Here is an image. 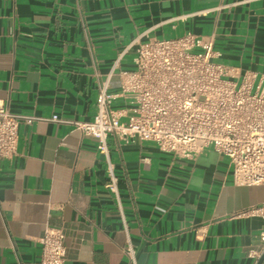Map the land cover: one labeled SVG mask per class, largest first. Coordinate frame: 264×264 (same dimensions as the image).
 I'll list each match as a JSON object with an SVG mask.
<instances>
[{
	"label": "crops",
	"instance_id": "crops-1",
	"mask_svg": "<svg viewBox=\"0 0 264 264\" xmlns=\"http://www.w3.org/2000/svg\"><path fill=\"white\" fill-rule=\"evenodd\" d=\"M187 32L264 73V0H0V105L35 117L0 159V264H39L48 228L65 230L66 264H131L130 245L136 264H257L264 217L242 213L264 186L236 184L227 156L110 137L114 192L97 139L52 120H93L118 59L132 68L139 43Z\"/></svg>",
	"mask_w": 264,
	"mask_h": 264
},
{
	"label": "built area",
	"instance_id": "built-area-1",
	"mask_svg": "<svg viewBox=\"0 0 264 264\" xmlns=\"http://www.w3.org/2000/svg\"><path fill=\"white\" fill-rule=\"evenodd\" d=\"M214 36L187 32L175 38L139 43L132 68L118 59L98 85L97 113L91 121H53L70 124L98 141L108 160V185L117 192L108 140L153 141L166 152L193 159L207 149L227 156L239 185L264 186V73L241 72L217 60ZM119 89L111 91L112 77ZM122 101L121 104H115ZM33 116L0 105V159L17 153L19 128ZM264 217V203L242 214ZM264 240V236H263ZM39 264H66V233L48 228L41 239ZM136 264L133 246L126 250Z\"/></svg>",
	"mask_w": 264,
	"mask_h": 264
},
{
	"label": "water",
	"instance_id": "water-1",
	"mask_svg": "<svg viewBox=\"0 0 264 264\" xmlns=\"http://www.w3.org/2000/svg\"><path fill=\"white\" fill-rule=\"evenodd\" d=\"M263 263H264V252H263V254L260 256V258H259L257 264H263Z\"/></svg>",
	"mask_w": 264,
	"mask_h": 264
}]
</instances>
